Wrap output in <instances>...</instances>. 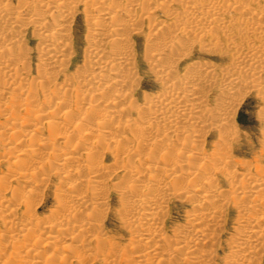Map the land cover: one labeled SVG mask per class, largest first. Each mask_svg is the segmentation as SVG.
<instances>
[{
	"label": "bare ground",
	"instance_id": "6f19581e",
	"mask_svg": "<svg viewBox=\"0 0 264 264\" xmlns=\"http://www.w3.org/2000/svg\"><path fill=\"white\" fill-rule=\"evenodd\" d=\"M17 3L13 9L11 0H0V99L5 100L9 91L14 95L0 108L5 113L18 108L26 112L0 126V143L8 132L23 137H17L18 143L6 140L2 148L15 153L12 162L7 160L12 165L10 175L15 181H24L26 192L16 193L21 196L18 207L13 206L19 201L13 193V200L0 197V264H87L89 260L100 264H174L179 258L181 263L207 264L212 254L202 247L215 243L228 208L236 211L240 223L233 230L227 264H257L264 253V165L261 169L254 165L259 169L255 171L250 164L242 165L244 174L236 165L241 162L230 155V145L237 136L232 131L230 108L240 94L251 90L264 101V0ZM79 6L87 28V48L82 50L85 66L72 79L68 76L59 82L71 55L72 24ZM141 24L148 25V47L142 59L153 71L161 92L151 100L144 95L146 102L140 107L132 99L138 84L132 78L135 59L131 36L144 31ZM29 29L38 39L40 59L37 81L33 82L26 71L25 54L19 53L20 39ZM220 39L225 42L221 44ZM196 45L207 51L228 45L230 63L216 74L210 64L194 61L179 75V63L189 58V49ZM74 83L77 89L69 97L67 89ZM30 84L34 86L32 91L28 89L30 95L19 100ZM45 86L55 94L68 93L60 98L54 94L53 101L46 99V104L39 105L33 93L42 88L46 98ZM72 98L82 106H76L77 118L68 108ZM210 101L214 102L212 108ZM262 116L264 119V113ZM44 129L47 136L39 137L36 133ZM205 131L218 137L216 152L210 156L199 147ZM28 139L30 144H26ZM16 144L21 148L16 150ZM56 144H64L66 149ZM67 144L72 145L70 150ZM102 150L117 158L118 154L123 156L124 163L117 167L116 161L115 167L128 184L116 190L126 201L122 211L130 220L133 235L130 252L100 234L102 222L97 218L105 204L102 196L109 191L103 177L108 165L96 160ZM135 160L137 166L129 163ZM50 168V174L65 187L59 188L56 197L59 209L53 210L50 220H43L34 216L30 202L35 187L45 185L49 176H42ZM217 179L226 184L228 192H221ZM168 199L192 205L185 224L175 229L171 239L162 234L163 225L158 223ZM21 206L23 217L18 214ZM80 214L83 216L78 220ZM38 245L49 250L40 256ZM116 258L119 261L115 262Z\"/></svg>",
	"mask_w": 264,
	"mask_h": 264
},
{
	"label": "rangeland",
	"instance_id": "374dc122",
	"mask_svg": "<svg viewBox=\"0 0 264 264\" xmlns=\"http://www.w3.org/2000/svg\"><path fill=\"white\" fill-rule=\"evenodd\" d=\"M16 1L17 0H11V3H12L11 7L13 9H17V7H18V3L16 4ZM77 8H78V12L76 14V18L73 21L74 25L72 24V43H71L72 48H71L70 53H69V55L70 54L71 55H70L69 59L67 60V62H65L67 65H65L64 75H62L63 76L62 79L59 78V82H61L64 79L68 78V76H69V78L71 77L70 79H72L73 77H75V75H77L79 72H81L83 70L82 68H84V66H85V57L83 56V55H85V53L82 50L83 49L85 50L87 48V43H86V40H85V38L87 36V28H86V25H85V22H84V19H83L84 18L83 11H81L82 10V6H79ZM158 16H160V15L158 14ZM143 24L140 25L141 26L140 29L144 30V31H142V33H141V31H139L140 33H138V34L136 33V34H133L131 36V39H132L131 40V44H132V48H133V56H134V59H135V68H133V70L135 69L134 70L135 73L132 72L133 73L132 74V78L134 77V80H136L135 82L138 84L136 86L137 88H135L134 96L132 97V99H135L136 102L134 101V103L135 104L137 103L139 106L141 104L144 106V103L146 102V99L147 100L155 99L154 97L158 96L157 94L159 92H161L160 91L161 88H160V86L158 85V83L156 81V77H155L153 71L150 69V66L148 65L146 60L142 59V58L146 57V51H147V47H148V45H147L148 37L146 36V35H148V32H147L148 25L147 24L143 25ZM146 25H147V27H146ZM32 31H33V29H29L27 32L24 33V35H23L24 37H21L20 45H21L22 48H20L21 51L19 53H21V54L24 53L26 55L25 56L23 54L24 55V61L25 62L27 61L26 71H27V74H29L30 79L31 80L34 79V80H32V82H33V81H37L36 79H37V76H38L37 73H38V69H39L38 66L40 64V59H39V56L37 54L38 53V47H37L38 46V39L36 37H34L35 34H33ZM220 41H221V44L223 42H225V40L223 41L221 39H220ZM221 46H222V48H221ZM226 46H228V45H226ZM226 46L220 45V49L216 50V51L215 50H213V51L212 50H208L207 51V50H204V49H202V47H199L197 45L194 46V48L189 49V51H188V53L190 52L189 53L190 55L188 54L189 58L187 57L184 61L180 62L179 63L180 66L178 65V67H179L178 68L179 75L180 74L182 75L187 70V66L189 68L190 64L192 65L195 62L196 63L197 62L198 63L199 62L200 63H204L205 62L207 64H210L211 66L214 67V69L216 71V74H219L221 72V69L226 68L228 66V64L230 63L229 62L230 59H229V55H228L229 53L226 54L229 49ZM84 47H86V48H84ZM221 66H223V68H221ZM36 69H37V71H36ZM78 69H80V70H78ZM184 69H186V70H184ZM179 70H180V72H179ZM62 76H60V77H62ZM31 84H33V83H31ZM31 84H30V87L28 85L27 91H28L29 88H30L29 91L30 90L32 91V88L34 86L31 88V86H32ZM262 84H263V87H264V77L262 78ZM47 88H48V91H47ZM41 89L42 88H40V90H39V88H38V90L35 91L36 93H33V94H36L34 96L36 98L37 104L44 105V104H46V101H47L46 99H51L52 98L51 100L53 101L55 96L56 97L58 96L57 98H60L59 96L67 95L68 92H69L68 93L69 95H67V96L70 97L72 95L71 97H73L77 87H76V84L74 83L73 85L71 84L70 88L67 89V91H68V92L66 91L67 93L64 92L65 90H63V91L59 92L60 94L59 93L55 94L54 91L51 88H49L48 86H45V90L48 92V93H46V94H48V96L45 95V96H47L46 98L43 96L44 92ZM33 90H35V89H33ZM29 91L27 92V94L20 95L21 97L19 96L18 99L21 100L24 97H26L27 95L29 96L30 95ZM10 94H11V96H10ZM54 94H55V96H54ZM144 95L147 96L145 100H143V98H145V97H143ZM12 96H14V95L9 91V93L4 97V99L6 98L5 100H3V98L0 99V104H4V103H7V102L10 103L11 100L14 99V97L12 98ZM49 96H50V98H49ZM152 96H153V98H152ZM10 97H11V99H10ZM43 98H45V99H43ZM55 102H57V101H54V103ZM209 103H208V106H210V107L212 106L213 107L214 102L210 101ZM69 106H68V108L73 110L74 115L77 118V113L79 111H77L76 109H78V108H80L82 106L80 104H77L73 98L70 100ZM76 106H79V107L77 108ZM232 107H234V108H232ZM232 107L230 108V113H231L230 116H231L232 121L234 122V123L232 122V127H233L232 131L234 130V132H235L234 135L237 133L236 134L237 136H236V139L234 140V142H232L231 145H230V147H231L230 150L232 149L230 151L232 154H230V155L237 162L238 161H239V163L241 162L240 164H236L238 166V168H241V166L245 165V164H246L245 166H248L250 164L249 165L250 167L249 166L248 167L252 171H255L256 169L260 168V166L263 168V165H264V143H263L264 142V139H263L264 138V134H263L264 133V130H263L264 129V119H263L262 115L264 113V108H263L264 107V101H262V99H261V94L257 93L255 90H251L249 92L247 91V93L244 92V93H242V94H240L238 96L237 101L234 103V105ZM1 110L2 109L0 108V126L6 125L7 121H9L8 119H11V117L18 116V115L19 116H21V115L24 116L25 115L24 113L26 112V111L24 112V109L22 110L21 108H18V109H15L13 111H9V112L7 111V113H5L3 110H2L3 111L2 112ZM233 110H235V111H233ZM17 111H18V113H17ZM10 113L13 114V115H11ZM23 116H21V117H23ZM260 116H261L262 119L260 118ZM26 117L28 119L29 118L31 119V117H28V116H26ZM40 132H42L43 134L42 133H40V134L36 133L37 135H39V137H42V136L46 137L47 134H48L46 129H44V130H42ZM205 132L204 133L206 135L203 133L201 139L203 137L204 138L200 141L203 145L201 143H199L200 144L199 147L203 150L205 156H210V155H212V154H214L216 152V151H213V149L216 148L215 144H217V143H215V142L218 141V137L212 131L211 132L205 131ZM14 133L15 132H13V133H11V132L9 133L8 132L7 134H5V136H3V139L1 141L3 143H0V146H1L0 147V186L3 185V188L0 187V197L6 196L7 198H10L12 200H13L12 197H14L15 198L14 200H19L20 197H21L19 195L20 193L18 195L16 193L17 192H21V191H22V193H24V191L26 192V188H25V184L23 183L24 182L23 180L15 181V179L13 177H11V175H10L11 172L9 170H10V168H12V165L9 162L13 161L12 159H13V155L15 153L14 154H10V152H8L7 149L5 150V148H2V145L7 142L6 140H9V139H10L9 140L10 142L18 143L17 140H19L18 138L20 137V135H19V137L17 136L18 137L17 138L14 135ZM13 137L15 138V140H14ZM88 140H91V139H88ZM28 141H29V139L26 141V144H30V142H28ZM236 141H238V142H236ZM73 144H74V141H73ZM16 145H17L16 150L21 148V147L18 148V144H16ZM56 146H58V145L56 144ZM66 146H67V148L69 150L72 148V147H70V146H72L71 144H67ZM58 147L60 149L62 148V150L66 149L64 144L63 145L60 144ZM63 148H65V149H63ZM5 151H7V152H5ZM260 151H261V153H260ZM72 153H74V152H72ZM7 155H9L10 158L7 157ZM119 155H120V157H119ZM262 155H263V157L261 158L260 156H262ZM98 156H100V158H98L96 160L100 159L99 162L101 161V163L103 165L104 164L108 165V166H105L107 172L105 173V175L103 177H104V181L106 180L107 183H108V186H109V189H108L109 191L104 195V197L102 196L103 200L105 201L104 202L105 204H104L103 210H102L103 212L101 211V216L99 215V217L97 218V219H99L98 221L102 222V223L98 222V223H100L99 224L100 225V230H101L100 234L102 235V239H104V240L108 239L110 242H114V244H116V246H119L121 249H123V247H124V249H126L128 252L133 251L132 247H131L132 244H133V242H132L133 235L131 234V232L129 230V227H128V225L130 224V220L126 219L127 216H125L123 211H122L124 206L126 205V201H124V199L121 198V196L117 192V190L123 188L125 185L128 184L127 183L128 180L125 178L126 176L123 175L121 173V171L118 170V168L116 169V167H115L116 161H117V165H116L117 167L122 165L121 161H122V163H124L123 156L121 154H118V158H117V157H114L112 154H109V152L103 151V150H102V153L99 154ZM4 157L7 158V159L5 160ZM236 158H238L239 160L236 159ZM243 160H244V162H242ZM129 163H133L135 166L138 165V161H136V160L132 161V162H129ZM256 164H258L257 165L258 168L256 166H254ZM53 166H50V167L54 168ZM66 168L69 169L71 167L68 166ZM109 170H111V171H109ZM240 171L242 173L244 171V174L246 173V171H245V169L243 167L241 168ZM50 173L53 174V170L52 169L49 171V173L46 172V175L42 176V177H44V176H46V177L49 176V177L46 178V181H45L46 183H44L45 185H42L40 187H35L36 194L34 195V197L33 196L31 197L32 200L30 199L31 200L30 204L32 206L31 209H33L32 213L34 214L35 217H38V218L43 219V220L45 218H47V220H50V218L52 217L51 215L54 213L53 210L54 209L55 210L59 209V205H57L58 201H57L56 197L59 194V188H60V190H64V187H65L64 183H58L59 182L58 179H56L54 175H53L54 176L53 177ZM106 174H108V175H106ZM123 176H125V177H123ZM118 180H120V181H118ZM166 180H168V179H166ZM217 181H218V179H217ZM111 182H112V184H111ZM170 182H172V181H170ZM114 183H115V185H114ZM120 183H122V184H120ZM218 183H219V186L221 187V192L222 193L225 194L226 192H228L229 188L226 186V184L224 182H222V180L219 179ZM139 184H141V183H139ZM10 185L14 186L13 188H15V189H13L12 186L10 187ZM61 186H62V188H61ZM4 188H5V190H4ZM224 190H225V192H224ZM10 192L13 193V196H12V194ZM20 200L19 201H15L13 206L14 207L15 206L18 207L19 203H20ZM33 200H34L35 204H34ZM33 204H34V206H33ZM55 205L58 206V208ZM166 205L167 206L163 210L162 216L160 218L161 222L159 221L158 223L163 225L162 226V230L165 233L163 232L162 234L163 235L164 234L167 235L166 237L171 239V238H174V237H172V236H175L174 233H176L178 231V229H180L185 224V221H186V219H187V217L189 215L187 213L190 212L192 205L188 201H184L183 202V200L179 201V199H168V201L166 202ZM21 208H22V206H21ZM21 208L19 207L18 214H19V216L23 217L24 212H23V208L22 209ZM165 212H166V214H165ZM0 213H1V209H0ZM122 214H123V216H122ZM82 216H83L82 214L78 215V217H79L78 220H80L82 218ZM237 217H238V215H237L236 211L232 210L231 208L226 209L225 217H223V221H222V223L220 225L221 228H219L221 230L217 233L218 234L217 235L218 238L216 239L215 243H213L212 245H208L207 244V245L202 247L203 251H205V252L209 251L212 254L211 255L212 259H209L207 264H217V263L218 264H227V262H228L227 260H229L230 254H231V252H230L231 248H229V246L231 244V241L234 238L233 237V230H234L235 226H237L240 223L239 217H238L239 220L236 221ZM122 220H123V222H122ZM126 220H128V222H125ZM126 225H127L128 228L126 227ZM222 228H224V229L222 230ZM1 230L5 231V228L2 227ZM173 230L175 232H173ZM38 241H40V239ZM40 242H42V241H40ZM40 242H38V244ZM41 246L42 245L39 246L40 248L38 250H42L41 251L42 253L40 254V256H43L46 253V251L49 250V248L48 247L42 248ZM128 249H130V250H128ZM210 260H212V261H210ZM92 261L89 260L87 264H100V262H98V261H93V262ZM117 261H119V259L116 258L115 262H117ZM174 261H175V263H174ZM174 261H173L174 264H186V263H183V262L181 263L180 258L177 259V260H174ZM205 263L206 262H204V263L202 262V264H205ZM255 263L264 264V253H263V256L261 257L260 261L255 262Z\"/></svg>",
	"mask_w": 264,
	"mask_h": 264
}]
</instances>
